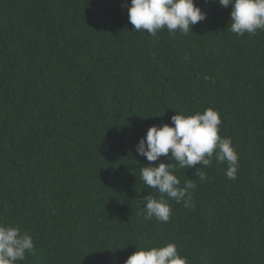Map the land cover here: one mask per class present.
Wrapping results in <instances>:
<instances>
[{
    "label": "trees",
    "instance_id": "1",
    "mask_svg": "<svg viewBox=\"0 0 264 264\" xmlns=\"http://www.w3.org/2000/svg\"><path fill=\"white\" fill-rule=\"evenodd\" d=\"M130 2L0 0V223L34 241L18 264H124L168 243L188 264H264V31L237 36L231 5L195 0L206 19L192 32L152 36L134 31ZM207 108L236 179L215 156L205 181L177 168L195 207L164 196L169 221L146 220L142 198L161 197L140 168L172 161L135 146Z\"/></svg>",
    "mask_w": 264,
    "mask_h": 264
},
{
    "label": "clouds",
    "instance_id": "2",
    "mask_svg": "<svg viewBox=\"0 0 264 264\" xmlns=\"http://www.w3.org/2000/svg\"><path fill=\"white\" fill-rule=\"evenodd\" d=\"M217 3V0H210ZM220 6L231 5L230 28L227 29L237 36L246 32L255 34L264 31V0H218ZM129 21L134 31L155 36L158 31L167 29L170 34L179 31L187 35L192 27L206 19L195 0H131L125 4ZM206 80L209 77H204ZM164 114V113H163ZM160 114V115H163ZM222 123L219 112L207 108L192 115L178 113L171 117V125L163 123L152 125L136 147V152L146 157L148 162H155L166 157L171 163L161 161L149 163L140 168L141 179L150 189L160 194V199L150 193L142 198L145 219L155 218L159 222H168L171 207L167 196L186 208H194L195 202L191 195L196 185L191 179L180 187V180L174 174L177 168H196V176L200 181L207 179L201 167H210L213 156L218 163H227L225 175L228 179H236L239 167L238 154L232 146L230 137L219 135ZM197 165L199 167H197ZM34 249L33 237L29 232H21L19 227L0 223V264H18L24 261L26 254ZM124 264H188L187 257L179 254L174 243L164 246L139 247Z\"/></svg>",
    "mask_w": 264,
    "mask_h": 264
}]
</instances>
